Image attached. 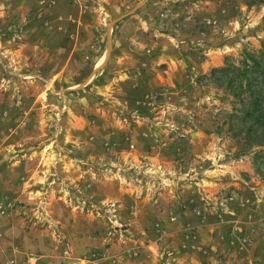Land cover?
<instances>
[{
	"label": "rangeland",
	"instance_id": "1",
	"mask_svg": "<svg viewBox=\"0 0 264 264\" xmlns=\"http://www.w3.org/2000/svg\"><path fill=\"white\" fill-rule=\"evenodd\" d=\"M246 51L264 0H0V264H264Z\"/></svg>",
	"mask_w": 264,
	"mask_h": 264
},
{
	"label": "trees",
	"instance_id": "2",
	"mask_svg": "<svg viewBox=\"0 0 264 264\" xmlns=\"http://www.w3.org/2000/svg\"><path fill=\"white\" fill-rule=\"evenodd\" d=\"M212 73L218 86L226 88L233 102L238 101L244 106L248 102L254 106L239 110L242 115L251 119V125L247 129L249 134L253 130L264 129V52L246 51L238 63L227 57L224 66ZM252 121L257 126L254 127Z\"/></svg>",
	"mask_w": 264,
	"mask_h": 264
},
{
	"label": "built area",
	"instance_id": "3",
	"mask_svg": "<svg viewBox=\"0 0 264 264\" xmlns=\"http://www.w3.org/2000/svg\"><path fill=\"white\" fill-rule=\"evenodd\" d=\"M8 264H29V263H18L15 260H11Z\"/></svg>",
	"mask_w": 264,
	"mask_h": 264
}]
</instances>
